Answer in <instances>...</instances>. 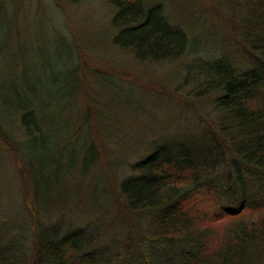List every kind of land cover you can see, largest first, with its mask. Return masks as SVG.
<instances>
[{"label":"rangeland","instance_id":"rangeland-1","mask_svg":"<svg viewBox=\"0 0 264 264\" xmlns=\"http://www.w3.org/2000/svg\"><path fill=\"white\" fill-rule=\"evenodd\" d=\"M144 1L162 3L169 21L190 35L194 55L142 61L118 48L109 0H3L0 138L22 142L21 113L33 108L42 119L47 146L63 163L59 186L39 195L47 204V221L95 230V245L119 241L125 226L126 231L134 226L135 216L125 215L118 188L150 144L200 135L205 120L216 121L211 98L188 100L187 66L221 56L246 66V19L261 11L257 0ZM68 132L79 135L69 139L74 144ZM83 142L97 159L84 171L78 162L64 172L69 164L58 147L66 146L77 157ZM20 157L0 140V235L29 247L32 210L27 202L35 184Z\"/></svg>","mask_w":264,"mask_h":264},{"label":"trees","instance_id":"trees-1","mask_svg":"<svg viewBox=\"0 0 264 264\" xmlns=\"http://www.w3.org/2000/svg\"><path fill=\"white\" fill-rule=\"evenodd\" d=\"M109 2L115 9L113 44L137 59L169 62L196 52L162 3ZM256 4L260 14L250 15L245 25L246 66L225 56L187 66L188 100L211 98L216 121L203 118L200 135L152 142L122 178L118 196L136 224L128 231L125 226L119 241L95 245L97 231L47 221V204L39 195L59 186L63 163L47 146L33 108L21 113L23 141L7 135L0 140L15 157L22 156L35 184L27 202L32 239L28 247L0 235V264H264V0ZM69 134L74 144L69 139L79 135ZM88 146L83 142L77 157L58 147L69 164L64 172L78 162L82 171L92 166L97 152Z\"/></svg>","mask_w":264,"mask_h":264}]
</instances>
